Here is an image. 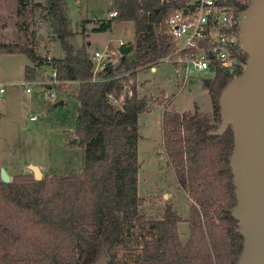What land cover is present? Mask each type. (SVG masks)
I'll list each match as a JSON object with an SVG mask.
<instances>
[{"label": "trees", "instance_id": "1", "mask_svg": "<svg viewBox=\"0 0 264 264\" xmlns=\"http://www.w3.org/2000/svg\"><path fill=\"white\" fill-rule=\"evenodd\" d=\"M181 1L112 0L116 15L95 29H109L113 19L132 21L135 37L118 46V64L107 63L95 75L86 46L75 49L68 40L63 0L46 2L52 30L65 50L60 58L36 55L22 35L18 42L0 41L5 52L32 57L35 63L24 68L26 80L35 79L37 67L48 64L55 69L57 89L75 82L66 91L78 102L74 136L82 161L80 171L60 176L35 179L24 173L10 182L0 179V264H89L104 245L109 248L107 264H237L243 236L231 215L236 202L229 166L233 132L229 126L221 135L208 134L220 123L218 98L232 78L217 66L207 85L212 119L197 111L168 109L162 115L166 155L193 199L187 240L181 241V219L171 205L159 219L138 212L143 202L137 194L138 117L148 106L135 79L139 69L167 56L176 62L164 20ZM133 227L139 230L136 235Z\"/></svg>", "mask_w": 264, "mask_h": 264}, {"label": "rangeland", "instance_id": "2", "mask_svg": "<svg viewBox=\"0 0 264 264\" xmlns=\"http://www.w3.org/2000/svg\"><path fill=\"white\" fill-rule=\"evenodd\" d=\"M18 1L0 0V41L18 42L22 35L36 55L63 56L65 50L52 30L47 0H35L45 4L41 6L32 0H25L21 6ZM63 6L69 21L68 40L75 49L85 45L91 54L107 44L118 46L120 39L125 44L134 40L132 22L113 19L109 29H95L101 21L111 19L112 0H63ZM30 61L27 54L0 49V83L5 88L0 97V167L10 178L32 173L31 165L39 167L42 177L78 172L82 169L81 148L77 142H69L75 137L77 100L66 91L74 84L68 82L62 90L55 88L58 83L52 82L48 64L37 67L35 79L26 80L24 68L31 65ZM154 66V70L151 66L139 69L135 79L138 95L146 97L148 106L138 117L137 194L143 199L138 212L147 219H159L164 207L171 205L180 216L177 225L184 243L189 236V206L193 199L181 186L172 159L166 155L162 115L168 109L197 111L212 119L213 105L205 81L212 78L213 71L204 68L192 73L170 59ZM45 84L53 85L47 89ZM130 230L134 235L139 231L137 227Z\"/></svg>", "mask_w": 264, "mask_h": 264}, {"label": "water", "instance_id": "3", "mask_svg": "<svg viewBox=\"0 0 264 264\" xmlns=\"http://www.w3.org/2000/svg\"><path fill=\"white\" fill-rule=\"evenodd\" d=\"M239 47L246 54L245 65L223 86L218 98L220 123L208 134L221 135L229 126L233 132L229 166L236 202L231 215L243 236L237 264H264V0H251L242 11ZM31 170L35 179L42 177L38 166L31 165ZM0 179L11 181L4 167ZM103 248L89 264H107L108 245Z\"/></svg>", "mask_w": 264, "mask_h": 264}, {"label": "built area", "instance_id": "4", "mask_svg": "<svg viewBox=\"0 0 264 264\" xmlns=\"http://www.w3.org/2000/svg\"><path fill=\"white\" fill-rule=\"evenodd\" d=\"M161 4L172 0H159ZM250 0H182L181 5L167 16L164 27L168 36L175 43V50L171 56L177 55L175 64H182L192 73L214 67L222 69L231 77L240 73L246 62V54L239 47V25L242 6ZM251 2V1H250ZM112 7L109 16H115ZM120 39L118 46L124 45ZM107 44L102 50L91 53L94 62L93 73L104 69L107 63H114L117 59V48ZM183 53V56L180 55ZM52 82L58 83L55 69L51 67ZM29 87L26 88V91ZM5 91L0 83V97ZM55 93L50 92L53 97ZM31 116V119H34Z\"/></svg>", "mask_w": 264, "mask_h": 264}, {"label": "crops", "instance_id": "5", "mask_svg": "<svg viewBox=\"0 0 264 264\" xmlns=\"http://www.w3.org/2000/svg\"><path fill=\"white\" fill-rule=\"evenodd\" d=\"M32 2L33 3H37V4H40V2H38V1H35V0H32ZM43 5H45L44 3H42ZM41 4V5H42ZM120 22H129V21H120ZM130 22H132V21H130ZM133 23V22H132ZM133 28H134V24H133ZM42 38V37H41ZM10 53V52H9ZM14 54H16V53H14ZM31 59V58H30ZM31 65H33L35 62L31 59ZM51 67V66H50ZM151 69L152 70H154L155 69V66L153 65V66H151ZM137 75H138V73H137ZM28 80V79H27ZM32 80V79H31ZM73 84H74V86H75V82H73ZM53 85V84H52ZM52 85H50V84H45V86H46V88L47 89H50V88H52ZM54 88V87H53ZM56 88V87H55ZM63 103V100L62 101H59L58 102V104H62ZM77 106H78V102H77ZM138 185V184H137Z\"/></svg>", "mask_w": 264, "mask_h": 264}]
</instances>
